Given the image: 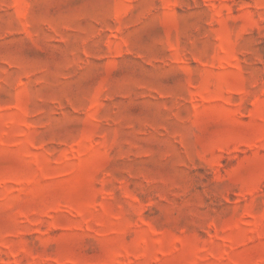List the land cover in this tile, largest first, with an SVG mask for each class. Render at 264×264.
<instances>
[{
	"label": "rangeland",
	"instance_id": "rangeland-1",
	"mask_svg": "<svg viewBox=\"0 0 264 264\" xmlns=\"http://www.w3.org/2000/svg\"><path fill=\"white\" fill-rule=\"evenodd\" d=\"M0 264H264V0H0Z\"/></svg>",
	"mask_w": 264,
	"mask_h": 264
}]
</instances>
